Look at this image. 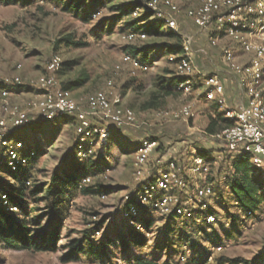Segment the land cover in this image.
Segmentation results:
<instances>
[{"label":"rangeland","instance_id":"1","mask_svg":"<svg viewBox=\"0 0 264 264\" xmlns=\"http://www.w3.org/2000/svg\"><path fill=\"white\" fill-rule=\"evenodd\" d=\"M26 1L20 0L18 4L10 6L0 4V86L8 88L13 94L12 103L26 107L37 98L40 93L36 88L37 80L45 74L50 59L59 55L64 64L60 69L61 74L58 73L61 87L63 82L85 73L89 81L83 88L72 91L73 96L81 101L98 91H106L110 99L115 102L118 99L120 106L135 112L139 127L116 130L110 125L105 146L97 148L91 160L94 166L88 168L95 175L90 188L100 185L102 189L98 193L86 195L82 190L89 187H79L72 194L74 196L69 201V208L64 211L62 221L49 214L52 212L48 210L45 192L39 195L33 192L38 188L47 190L54 174L64 179L65 173L77 162L74 153L75 119L60 118L44 124L35 119L27 124L33 127L16 132L13 139L24 143L25 149L20 152L22 159L28 160L31 152L35 155L31 157L32 172L26 183L25 196L20 197L25 210L10 211L17 212L15 216L20 221L26 219L34 233L43 230L51 232L58 227L60 240L56 250L46 252L13 251L0 241V264H65L61 258L70 252L73 243L85 240L89 230L102 223H105L104 226L95 233L93 239L98 242L106 237L112 240L108 257L93 262L90 255L84 254L78 262L68 264H138V260L156 264H187L194 259L203 261L214 247L211 240L213 236L214 243L223 247L222 252L213 253L214 258L243 259L264 264V203L252 219L241 217L226 188V171L223 170L220 177L216 167L211 177L221 188L222 196L216 194L207 210V214L216 216L218 222L215 226L200 230L193 221L163 217L143 210L153 223L151 229L145 232L139 230L146 238V245L138 247L130 239L138 230L123 218V211L126 198L137 188L134 154L139 143L149 137L154 138L156 140L153 141H159L163 146L162 153L179 144L186 156L193 153L194 149L198 153L200 148L215 151L220 147L206 140L208 118H203V113L200 115L195 92L190 95L177 92L171 97L160 95L162 80L176 75L174 67L166 62V57L160 59L159 54L162 53L157 51L159 60L148 72L133 71L122 62L129 46L159 47L164 43H173L174 39L169 38V30L153 23L151 18L146 24L143 23L149 28H142L147 34L146 40L130 45L122 37L128 31H137L132 22L134 18L117 20L119 8L130 0L107 2L100 8L97 19L91 17L88 21L84 20L81 13L64 12L57 0ZM173 1L182 9L180 20H183L187 8L198 3V0ZM101 21H107L105 30L95 31ZM182 24L183 21H180L179 26ZM186 29V34L194 38L198 36L194 29H191L190 34ZM68 35L85 46L75 48L62 45L56 49V42ZM17 77L21 81L19 84L15 83ZM109 81L113 82L111 89L107 87ZM156 93L159 97L157 106L148 108L147 104ZM187 104L192 105L198 113L188 123L165 116ZM1 107L0 104V118L3 117ZM156 159L157 155H152L151 163ZM258 169V173L264 175V165ZM0 186L10 193L11 188L19 187L18 182L1 168ZM232 216L238 220L235 221ZM121 239L128 241L127 248L122 246Z\"/></svg>","mask_w":264,"mask_h":264},{"label":"built area","instance_id":"2","mask_svg":"<svg viewBox=\"0 0 264 264\" xmlns=\"http://www.w3.org/2000/svg\"><path fill=\"white\" fill-rule=\"evenodd\" d=\"M142 5L134 10L131 17L139 19L150 13L151 18L163 23L164 27L182 40V52L168 54L167 62L185 81L179 89L186 95L194 92L197 77L193 65V37L180 29L182 9L173 0H130ZM183 17L190 20L199 32L209 33V43L214 49H221L224 63L239 75V83L248 98L238 109H227L224 86L218 75L205 76L202 87L207 101L225 108V117L233 125L211 136L222 144L226 153H246L256 168L264 164V0H200V4L187 8ZM100 11L92 18L97 19ZM147 34L142 31H128L122 39L136 45L145 41ZM245 60L240 59V53ZM124 65L133 71L148 72L151 67L143 65L130 54L122 58ZM63 61L54 55L46 66L45 74L36 83L40 92L26 107L14 105L13 94L0 86V104L3 117L0 118V146L5 149L10 168L23 162L20 155L24 143L11 138L24 129L32 120L49 122L60 118L75 119V157L80 162L95 157L97 148L105 146L110 135V125L117 129L139 127L135 112L110 99L106 91H98L84 100H77L72 92L64 90L58 80ZM21 68V66H19ZM21 81L17 77L15 83ZM109 89L113 82L107 83ZM193 106L187 104L179 111L166 113V117L187 121L197 117ZM7 136H10L7 138ZM157 141L144 140L135 152L134 162L138 193L135 204L123 214L124 219L133 221L142 215L140 209L163 217L190 220L196 225H216L217 218L207 214L214 198L211 175L217 162L210 163L197 152L192 153L190 163L184 167L168 162L164 170L149 174L147 164L158 147ZM221 158V157H220ZM219 158V159H220ZM93 177L82 180V186H90ZM105 198V196H103ZM130 197L126 198V203ZM7 203L5 202V205ZM17 211L16 208H13ZM133 224V222H132ZM136 229L145 232L140 224ZM211 251L222 252L223 247H212ZM213 256L209 259L211 262ZM96 264V263H93Z\"/></svg>","mask_w":264,"mask_h":264},{"label":"trees","instance_id":"3","mask_svg":"<svg viewBox=\"0 0 264 264\" xmlns=\"http://www.w3.org/2000/svg\"><path fill=\"white\" fill-rule=\"evenodd\" d=\"M33 0H27L26 3H32ZM62 5V10L71 14H83L84 20L88 21L95 13H97L101 7H104L107 2H112L114 0H57ZM20 2V0H0V4L10 6L16 5ZM142 4L138 1H129L125 6L119 8V15L117 20H122L124 18L131 17L134 10L140 7ZM150 13L143 14L139 19H133L134 28H137V31H142L145 27L146 22L151 19ZM144 23V24H143ZM153 23H158L164 27L163 23L153 19ZM107 26V21H101L96 25L95 31L103 32ZM143 28V29H142ZM153 28V27H151ZM149 29V28H148ZM147 29V30H148ZM144 31V30H143ZM169 38L174 39L173 43H164L162 46H147V47H137V46H129L127 48V53L132 57L138 59L143 65H148L152 67L154 62L156 61L152 55L159 51V53L164 54H179L182 52V40L181 38L175 34L174 32L169 30ZM65 45L67 47H75L81 48L85 46L83 43L75 42L74 38L70 35L64 36L60 40L56 42V49L60 46ZM161 51V52H160ZM64 65V64H63ZM62 70L59 72L61 74ZM176 74V72H175ZM89 81V77L85 73L78 74L73 80L62 83V88L64 90H68L70 92L74 90H78L83 88L87 82ZM162 84L159 86L160 95L163 97H171L176 95V93H181L179 91L180 85L185 81L184 78L179 75H174L173 77L163 79ZM24 88V86H21ZM158 93L152 95V99L147 104L148 108H154L156 105V101L158 100ZM218 106V105H217ZM219 107V106H218ZM43 122L42 124H44ZM233 125L231 120L226 117L218 116L217 119H213L210 121L206 132L208 134L214 135L223 129L230 127ZM33 127V125H26L25 128ZM22 129V130H24ZM127 129V128H126ZM122 130V129H116ZM75 132V131H74ZM10 136H7L9 138ZM13 138V135L11 136ZM75 140V138H74ZM147 140L153 141L156 140L154 138H147ZM158 142V147L155 149L153 154H157V159L151 163L150 159L147 164V170L151 169L153 174L159 172L160 170H164L166 168V164L170 161H174L184 167L186 164L183 162L182 158L174 157L172 159L166 160L162 162V156L164 153L163 146ZM141 143H139L138 147L135 148V151L139 148ZM35 154L34 152L30 153V158L28 160H23L16 169H12L7 164V155L4 148L0 146V168L2 170L7 171V173L13 177L17 182L18 188H11L12 193L6 192L0 186V241L2 244L11 249L13 251H34V252H46L48 250H56V244L60 240V230L55 228L53 231L48 232L46 230L32 231L29 227V223L26 219H22L21 221L15 216L17 212L14 213L10 211V209L16 208L17 211L25 210L23 201L20 197L25 196L26 183L31 176L32 168H31V157ZM198 155L207 159L210 163L217 162L216 172L221 175L223 174V170L226 171V176L224 177L226 182V188L229 190V194L231 199L237 205L241 217L244 219H252L254 214L258 211L259 207L264 203V175L258 173V168H256L250 157L243 152L237 153H226L223 146L219 155H214L212 151L200 150L198 151ZM221 157V158H220ZM151 158V157H150ZM220 158V159H219ZM77 160V159H76ZM91 160H87L85 162H80L77 160L75 164L72 165L69 172L65 173L64 179L59 177L57 174L52 176L51 184L47 188V190L42 191L41 188L36 189L33 194L39 195L45 192L46 198L48 199V210H51L53 218H56L59 221H62L64 216V211L69 208V201L71 200L72 195L79 187H81V182L86 177H93L95 179V175H93L88 168L93 167V163ZM162 162V163H161ZM212 176V175H211ZM65 180V181H64ZM211 183L213 185L214 194L216 196H222L221 188L211 177ZM62 184L65 186L62 187ZM86 189H83L82 192L86 195L98 193L102 188L100 185H97L96 188H90V186ZM69 189L70 191H67ZM138 187L136 190L131 193L129 196L128 202L124 206L123 214L126 210L129 209L130 206L135 204V199L138 193ZM214 196V197H215ZM5 197V199L3 198ZM223 198V197H221ZM7 203L3 205V203ZM142 213L139 219H133V221L126 220L130 224L133 222V226L136 228L135 224H140L145 230L151 229L153 223L148 218V214L143 209H140ZM124 218V217H123ZM235 221L238 220L237 217L232 216ZM105 223L99 224L98 227L91 228L89 230V234L85 237V240L82 242H74L73 246L69 253L65 254L61 261L65 264L78 262L81 258V255L88 254L96 262L98 260H103L108 257V247L113 244L112 240L107 239V237L103 241H95L93 238L95 233L100 231L99 229L104 226ZM197 228L203 230L204 228L210 229L212 227H208L206 224L197 225ZM212 234V233H211ZM213 246L217 247V243L215 242V237H211ZM130 239L134 242V244L138 247H143L146 245V238L143 233L139 230L134 233ZM122 246L125 248L128 247V241L126 239H121ZM213 256V252L209 251L207 256L203 261L192 260L187 264H258V262H247L243 259H234V260H226L223 257L214 258L210 262L209 259ZM138 264H156L153 261H143L138 260Z\"/></svg>","mask_w":264,"mask_h":264},{"label":"crops","instance_id":"4","mask_svg":"<svg viewBox=\"0 0 264 264\" xmlns=\"http://www.w3.org/2000/svg\"><path fill=\"white\" fill-rule=\"evenodd\" d=\"M198 4H200L199 0L196 5ZM180 21H183V23L187 25L186 27L183 26L184 24L180 25L181 27L180 29L182 31H184V29L187 28L186 30L190 34V31H192L191 29H194L198 35L196 38L191 36L193 37V50H194L193 65H194L195 71L201 75V77H197L196 79L197 82L194 88V92H195L194 94L196 96V102L199 104V107H200L199 109L200 115L201 113H203V118H208V121L205 127V134L207 135L206 140L210 141L211 143H217V145L220 146L218 149H215V151H212L209 149L208 150L205 149V150L212 151L214 155H219V152L222 149V144L211 139L212 135L208 134L206 132V129L210 121L212 120V118L217 119L218 116H222L223 118H225L226 109L220 108L215 103L207 101L205 94H204V89L202 87L203 78L205 76L218 75V77L220 78L224 86L227 109H232V110L238 109L241 105L246 104L248 102V98L240 86L239 75L231 71L228 68V66L224 63L222 54H221V49H214L210 46L209 33L199 32L194 27L193 23L185 17H183V20H180ZM156 53L157 52H155L152 55L153 58H156V61L154 63L158 62L159 56H161L160 59H163L166 57V60H167L168 54L162 53V54H159L158 56ZM239 54H240V59L244 61L245 57L241 54V52ZM169 65L173 67V65L171 64ZM181 93L183 94L182 91ZM182 122L188 123V120L187 121L185 120ZM231 122H233V120H231ZM177 147L174 145L171 149L167 148L162 156V162H165L166 160L172 159L174 157H180L182 158L183 162L189 164L192 153L189 156H186V154H184L181 150L182 148L181 145L177 144ZM198 150H204V149L200 148ZM194 152H197V150L194 149L193 153ZM152 155H157V154L152 153ZM148 173L153 174L151 169L148 170Z\"/></svg>","mask_w":264,"mask_h":264}]
</instances>
